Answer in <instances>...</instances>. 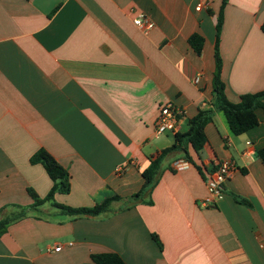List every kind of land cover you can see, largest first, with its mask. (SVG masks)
<instances>
[{
    "label": "crops",
    "instance_id": "0c3cea01",
    "mask_svg": "<svg viewBox=\"0 0 264 264\" xmlns=\"http://www.w3.org/2000/svg\"><path fill=\"white\" fill-rule=\"evenodd\" d=\"M221 7L222 0H0V221L12 220L0 237V264H95L91 256L103 253L126 264H264V111L257 127L236 136L216 110ZM139 13L154 23L148 33L133 22ZM263 23L264 0H228L219 52L233 103L264 91ZM193 34L204 38L200 55ZM169 103L182 113L176 133L200 110L213 112L207 143L200 154L188 145L190 159L169 153L137 198L142 172L175 143L176 133L164 138L156 129ZM40 149L70 175L71 192L55 203L121 200L97 217L65 215L52 202L33 207L28 190L45 198L53 186L44 166L30 163ZM225 160L236 170L224 199L204 207L209 175ZM176 161L189 166L176 169Z\"/></svg>",
    "mask_w": 264,
    "mask_h": 264
},
{
    "label": "trees",
    "instance_id": "16d2710c",
    "mask_svg": "<svg viewBox=\"0 0 264 264\" xmlns=\"http://www.w3.org/2000/svg\"><path fill=\"white\" fill-rule=\"evenodd\" d=\"M228 0H222V7L219 13L216 27V45H215V71L213 76V92L215 97L216 110L222 112L228 122L229 128L236 136L242 135L247 131L259 125L257 111H264V91L255 94H245L241 97L240 102H231L225 94V84L221 78L222 59L219 52L220 37L224 24V10ZM264 33V23L262 25ZM189 44L197 54H201L204 45V38L199 34H193L189 38ZM212 111L200 110L199 113L190 120V127L187 132L176 133L175 143L164 149L161 154L155 159H151L150 166L142 172L144 185L141 191L135 195L139 198L142 192H145L148 187L156 182L159 173L160 165L163 159L171 152L182 150L186 157L189 158L187 146L191 147L200 154L205 144L207 137L205 129L212 121ZM259 157L264 164V148L259 151ZM31 164H41L47 171V174L53 182V186L45 198H40L33 190H28L31 198L34 201L33 207H39L46 202H52L65 215L69 216H92L97 217L109 212L112 204L121 200L118 195H113L104 199L101 203L90 208H72L58 203H55L56 194H69L71 192V182L69 172L52 156L47 150L40 149L35 152L31 159ZM246 202V201H243ZM25 216L23 213L19 217ZM17 218V217H15ZM10 220L0 221V237L7 231ZM155 241L160 246V241L157 235H152ZM95 264H126L122 257L115 253L94 254L91 256Z\"/></svg>",
    "mask_w": 264,
    "mask_h": 264
},
{
    "label": "built area",
    "instance_id": "2783aa9c",
    "mask_svg": "<svg viewBox=\"0 0 264 264\" xmlns=\"http://www.w3.org/2000/svg\"><path fill=\"white\" fill-rule=\"evenodd\" d=\"M197 10H200V5ZM133 22L144 33H148L154 28V23L143 13L137 14ZM181 114V111L170 103L163 106L156 121L157 133H176ZM248 145L250 146L251 143L249 142ZM188 166L189 163L186 161H176L174 163L176 169H185ZM235 170L236 166L230 160L221 161L218 164L216 171L209 175L207 180L208 196L202 202L204 207L215 206L218 202L224 199V184L232 176ZM61 248L62 247L59 245L55 247L54 251L59 252Z\"/></svg>",
    "mask_w": 264,
    "mask_h": 264
},
{
    "label": "rangeland",
    "instance_id": "374dc122",
    "mask_svg": "<svg viewBox=\"0 0 264 264\" xmlns=\"http://www.w3.org/2000/svg\"><path fill=\"white\" fill-rule=\"evenodd\" d=\"M134 10H135V9H134ZM134 12H136V11H134ZM167 135H169V136H170L171 134H170V133H164V134H163L164 138H166V137H167ZM158 146H161V144H160V145H158ZM6 232H7V231H6ZM6 232H5V233H6ZM5 233H4V234H5ZM4 234H3V235H4ZM3 235H2V236H3ZM2 236H1V237H2Z\"/></svg>",
    "mask_w": 264,
    "mask_h": 264
}]
</instances>
